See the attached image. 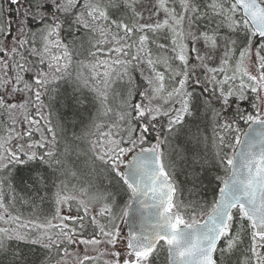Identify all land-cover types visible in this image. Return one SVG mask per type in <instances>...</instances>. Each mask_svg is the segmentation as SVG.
I'll return each instance as SVG.
<instances>
[{
    "label": "snow or ice",
    "instance_id": "1",
    "mask_svg": "<svg viewBox=\"0 0 264 264\" xmlns=\"http://www.w3.org/2000/svg\"><path fill=\"white\" fill-rule=\"evenodd\" d=\"M0 264H264V0H0Z\"/></svg>",
    "mask_w": 264,
    "mask_h": 264
}]
</instances>
